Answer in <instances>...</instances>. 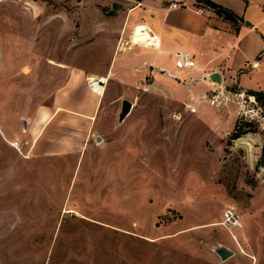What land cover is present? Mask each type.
Segmentation results:
<instances>
[{"label":"rangeland","instance_id":"rangeland-1","mask_svg":"<svg viewBox=\"0 0 264 264\" xmlns=\"http://www.w3.org/2000/svg\"><path fill=\"white\" fill-rule=\"evenodd\" d=\"M125 3L0 0V264H264V94L130 66Z\"/></svg>","mask_w":264,"mask_h":264},{"label":"crops","instance_id":"crops-1","mask_svg":"<svg viewBox=\"0 0 264 264\" xmlns=\"http://www.w3.org/2000/svg\"><path fill=\"white\" fill-rule=\"evenodd\" d=\"M124 1L128 2L124 4L125 28L133 30L144 25L158 40L150 46L134 45L130 37L126 56L123 57L122 53L130 66H149L160 71L162 77L171 75L177 82L180 74L172 72L169 63L177 51L188 49L194 53L198 64L196 69L191 70L192 73L181 70L191 74L189 83L200 80L199 85H211L212 80L203 78L218 71L222 75V82L235 83L243 91L255 90L246 83L241 84V80L249 74L264 72V7L258 10L257 19H252L247 12L241 15L230 8L245 21L234 23L212 10L196 6V0H164L160 4H153L149 0ZM218 37L221 38L220 48L217 46ZM247 65L250 67L246 69ZM237 74L239 81L236 80Z\"/></svg>","mask_w":264,"mask_h":264},{"label":"built area","instance_id":"built-area-1","mask_svg":"<svg viewBox=\"0 0 264 264\" xmlns=\"http://www.w3.org/2000/svg\"><path fill=\"white\" fill-rule=\"evenodd\" d=\"M151 35L152 38L156 39L155 35L153 34ZM175 57H176L175 58L176 68L179 70L191 71L198 67L196 56L191 50L188 49L179 50L175 53ZM16 145L18 146V144ZM220 223L235 238L236 235L234 231L238 229H242L244 227L242 214L233 206H229L225 208L223 212V219Z\"/></svg>","mask_w":264,"mask_h":264},{"label":"trees","instance_id":"trees-1","mask_svg":"<svg viewBox=\"0 0 264 264\" xmlns=\"http://www.w3.org/2000/svg\"><path fill=\"white\" fill-rule=\"evenodd\" d=\"M196 6L201 7L202 5H207L208 7L212 8L217 14L221 15L222 17H224L227 20H230L234 23H244V18L239 16L237 13H235L232 9L219 4L213 0H196ZM250 94L256 95V96H260L261 94H264V92H260V91H256V90H248L247 91ZM242 131L237 132V134H235L233 136V138H238L242 135ZM263 155H264V146H263ZM262 165H264V162L261 163Z\"/></svg>","mask_w":264,"mask_h":264},{"label":"water","instance_id":"water-1","mask_svg":"<svg viewBox=\"0 0 264 264\" xmlns=\"http://www.w3.org/2000/svg\"><path fill=\"white\" fill-rule=\"evenodd\" d=\"M210 79L214 82H218V83H222V75L220 72L216 71L213 72L212 74H210L208 77L203 78V80L206 79ZM202 79V78H201ZM101 83L104 84V81L101 80ZM133 107V103L132 101L128 100V99H124L122 101V109L119 115V120L123 121L127 115L131 112ZM27 123V121L25 120V124ZM217 253L221 256V258L223 260H226L228 258H230L231 256H233L235 254L234 250L231 249L228 246H220L219 248L216 249Z\"/></svg>","mask_w":264,"mask_h":264},{"label":"bare ground","instance_id":"bare-ground-1","mask_svg":"<svg viewBox=\"0 0 264 264\" xmlns=\"http://www.w3.org/2000/svg\"><path fill=\"white\" fill-rule=\"evenodd\" d=\"M147 27H145L144 25H139L137 27H135L133 34L131 36V43L134 45H154L157 43V39L152 38V35L149 33V31L146 29ZM145 30V31H143ZM159 45V43H158ZM233 237V236H232ZM236 238L238 239V237L236 236ZM235 237H233V239H236ZM236 241V240H235Z\"/></svg>","mask_w":264,"mask_h":264}]
</instances>
